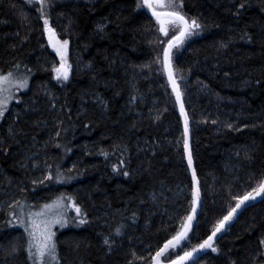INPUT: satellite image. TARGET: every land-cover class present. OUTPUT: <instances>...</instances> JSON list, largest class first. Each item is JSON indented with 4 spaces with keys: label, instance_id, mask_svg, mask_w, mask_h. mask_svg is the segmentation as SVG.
Returning <instances> with one entry per match:
<instances>
[{
    "label": "trees",
    "instance_id": "1",
    "mask_svg": "<svg viewBox=\"0 0 264 264\" xmlns=\"http://www.w3.org/2000/svg\"><path fill=\"white\" fill-rule=\"evenodd\" d=\"M239 2L184 0V13L203 27L172 51L202 197L185 249L206 239L234 204L230 192L254 185L248 177L264 173V0H247L237 14ZM136 4H45L59 40H69L72 70L62 82L54 79L59 59L47 43L39 3L0 0V70L15 71L17 62L22 71L24 65L32 70L26 93L0 125V189L18 187L15 201L25 212L61 194L80 205L85 223L69 206V223L56 230L60 264H151L149 251L154 255L179 228L175 214L191 209L181 122L160 62L159 41L166 44L172 33L162 39L155 20ZM34 148L46 175L59 170L64 179L32 183L22 165ZM181 186L189 190L185 195L177 193ZM12 212H20L14 203L0 210V264H31L22 227L8 223ZM105 236L114 240L111 251ZM261 238L264 201L242 211L214 244L219 251L209 250L195 264H264ZM14 243L21 248L17 255L11 254Z\"/></svg>",
    "mask_w": 264,
    "mask_h": 264
},
{
    "label": "snow or ice",
    "instance_id": "2",
    "mask_svg": "<svg viewBox=\"0 0 264 264\" xmlns=\"http://www.w3.org/2000/svg\"><path fill=\"white\" fill-rule=\"evenodd\" d=\"M28 4L39 3L40 7L37 9L39 12V19L43 21V31L47 33L48 40L52 47L55 49L56 54L60 57V62L58 66H53L52 71L55 73V78L60 81H67L69 79L70 72L72 70V65L68 62L67 50L69 40H59L57 38L56 30L50 24V15L45 11V4L51 5V0H27ZM247 0H241L238 3L237 14L239 9L246 7ZM136 8L138 10H147L151 13V18L155 19L157 29L160 33H163L164 37H169L170 31L171 36L167 39L166 44L164 40L159 41L160 44L165 45L162 49L163 57H157L160 60L163 71L167 75V80L171 85L172 91L175 93V97L180 106V114L184 118V148L188 153L187 163L188 167L192 172V182L196 187L192 190V200H191V211L181 217H177L180 221L179 228L175 231L170 238H166L163 246L159 247L158 250L153 255L149 251V257L151 264H187V262L192 261L195 264V257L199 253L210 249L212 252H218V247L214 246V241L217 239V234L222 233L226 225L232 221L240 211L249 205V202H254L257 197H260L264 201V173H261L259 178L252 174L248 177L249 180L256 179L254 185H247L241 192L231 193L230 199L234 201V204H229L226 212L222 217L216 219L215 223L211 227V233L207 235L206 239L193 245L190 249H185L184 244L190 243L191 238L189 233L194 232L193 221L197 217V208L201 206V195L199 188V181L196 175V169L192 167L193 157L188 145V132H189V118L185 112L184 103L181 99L182 92L180 90V85L177 82V77L175 74V69L173 67L172 61V50L178 46H182L184 41L194 34V30L201 29L203 25L198 22L197 18H189L184 13V0H137ZM98 27L103 29V25H98ZM18 34V33H17ZM247 35V34H245ZM243 38V37H242ZM247 39L251 41V36H247ZM227 47V45H222ZM143 67H150L149 65H144ZM15 71L0 70V118H2L5 112L8 110V105L12 100L17 99L14 95V90L25 89L29 86V77L31 75V69L27 65L23 66V71H21V64L17 62L13 65ZM134 100L135 97H132ZM55 105L53 104V107ZM228 128H232L233 125L229 123ZM244 127H247L245 125ZM239 130V129H237ZM60 133L57 132L56 136ZM59 146V145H57ZM105 156L107 153H103ZM125 161L121 160L120 164H124ZM51 167L50 165L48 166ZM113 170H117V166L113 165ZM129 173L127 171L123 172V175L127 176ZM64 177L57 170L56 174L53 175L51 171L41 180H33V184H43L45 180H56L61 181ZM70 179V177H69ZM155 199V197H154ZM17 207L20 208V212H12V220L8 223L15 224L22 227L23 234L25 236L24 244L25 247L23 251L26 253V260L30 261L31 264H60V256L58 252V242L56 239V232L53 230L56 225L64 227L69 223L67 209L71 206L75 209L77 217H81L80 223H85L82 218L86 216V213L82 212L80 205L71 196L65 198L63 194L58 196L55 200L51 202L43 203L39 206V210L33 211L31 208L27 212L24 211V207L21 205L20 201L13 202ZM135 217V213H133ZM73 221L76 217L72 218ZM125 225L121 224L119 227L115 228V235L119 236L122 234V229ZM104 245L108 246V250H112V244L114 240L105 236L103 240ZM260 245H264V238L259 240ZM180 249V251H176ZM21 251L18 244L14 243L11 248V254L17 255ZM182 252V254H181ZM133 256L135 253L133 252ZM137 259H144V257H136ZM128 264H132L129 261ZM234 264V262H233Z\"/></svg>",
    "mask_w": 264,
    "mask_h": 264
},
{
    "label": "rangeland",
    "instance_id": "3",
    "mask_svg": "<svg viewBox=\"0 0 264 264\" xmlns=\"http://www.w3.org/2000/svg\"><path fill=\"white\" fill-rule=\"evenodd\" d=\"M56 29V28H55ZM171 32V31H170ZM45 33V32H44ZM56 34H57V38H58V32H57V29H56ZM171 34V33H170ZM45 37H46V39H47V43L49 44V46H50V48H51V50L53 51V53L57 56V58L59 59V62H60V57L56 54V52H55V49L52 47V45H51V43L49 42V40H48V35H47V33H45ZM161 38L162 39H165V37H164V35H163V33H161ZM59 39V38H58ZM67 58H68V50H67ZM59 65V64H58ZM22 71V70H21ZM54 79H56L55 78V73H54ZM57 80V79H56ZM60 81H62L63 82V80H60ZM27 89L28 88H25V89H19V90H14V95L17 97V99H15V100H12L10 103H9V105H8V109L10 108V106H11V104H13V103H15L16 101H18V98H19V95L20 94H22V93H26V91H27ZM8 111V110H7ZM6 111V112H7ZM6 112H5V114H6ZM5 114H4V116H5ZM4 116L2 117V118H0V125H1V123H2V121H3V118H4ZM183 136V135H182ZM36 150H37V148H34L33 150H32V152L33 153H30L31 155H28V156H26L25 157V159H24V162H23V169H26L27 171H29V173H30V178L32 179V180H41V179H43L45 176H46V167L44 166V165H41L40 163H39V157H38V152L36 153ZM183 188V189H182ZM16 190H18V187H13V185L12 184H8L7 186H5L4 188H2V189H0V210L1 209H4V208H6L7 206H10V205H12L13 204V202L16 200V198H15V191ZM186 191L188 192L189 190H187L185 187H180V188H178L177 189V193L178 192H182L184 195H185V193H186ZM189 194H190V192H189ZM183 195V196H184ZM172 196V195H171ZM164 200H166L167 202H169L170 201V199L169 198H166L165 197V199ZM181 217L182 218V215H181V213H178V214H175V217H174V222H176V223H178L179 222V220L177 219V217ZM65 227V226H64ZM64 227H60L59 225H56L55 227H54V231L56 232V230H58V232H59V230H61L62 228H64Z\"/></svg>",
    "mask_w": 264,
    "mask_h": 264
},
{
    "label": "water",
    "instance_id": "4",
    "mask_svg": "<svg viewBox=\"0 0 264 264\" xmlns=\"http://www.w3.org/2000/svg\"><path fill=\"white\" fill-rule=\"evenodd\" d=\"M144 11L147 13V15H148L149 17H151V13H150V12H148L147 10H144ZM152 19L155 20L154 18H152ZM164 46H165V45H164ZM172 51H173V50H172ZM162 57H163V52H162ZM163 72H164V71H163ZM164 74H165V77H166V80H167V75H166L165 72H164ZM167 82H168V80H167ZM168 85H169V88H170V90H171L172 96H173V98H174L175 105H176V109H177V112H178V116H179V119H180V122H181L182 135H183V152H184V157H185V162H186V165H187V168H188V172H189V175H190V178H191V189L193 190V188L196 187V185H194L193 182H192V172H191V169L188 167V163H187V155H188V153L185 151V148H184V140H185V135H184V118H183V116L180 114V106H179V103H178L177 100H176L175 93L172 91V88H171V85H170L169 82H168ZM181 99H182V97H181ZM182 101H183V99H182ZM184 108H185V106H184ZM185 112H186V110H185ZM186 113H187V112H186ZM187 140H188L189 150L191 151L190 121H189V132H188ZM192 167L194 168V165H193V164H192ZM198 186H199V188H200V183H199ZM191 195H192V193H191ZM200 195H201V190H200ZM201 201H202V197H201ZM261 202H262L261 198H260V197H257V200H256V201H254V202H249V205H248L247 207H245L242 211H244V210H246V209H248V208L254 207V206L260 204ZM201 206H202V204H201ZM201 206L197 208V217H198V214H199V212H200V210H201ZM190 211H191V209H190ZM190 211H189V212H190ZM242 211H240V212L238 213V215H239ZM238 215H237L232 221H230V222L228 223V225H226V227H225V229L222 231V233H218V234H217V239H215L214 244H216V242H217V241H218V240H219V239L225 234V232H226V231L228 230V228L232 225V223H233L234 220L238 217ZM197 217H196V219H197ZM196 219L193 221V225H194ZM189 234H190V233H189ZM209 250H210V249H207V250H205V251L199 253V255H198L197 257H195V261H197L198 259H200L201 257H203V256H204ZM190 262H192V261H189V262H187V263H190Z\"/></svg>",
    "mask_w": 264,
    "mask_h": 264
},
{
    "label": "bare ground",
    "instance_id": "5",
    "mask_svg": "<svg viewBox=\"0 0 264 264\" xmlns=\"http://www.w3.org/2000/svg\"><path fill=\"white\" fill-rule=\"evenodd\" d=\"M229 228H230V227H229ZM229 228H228V229H229Z\"/></svg>",
    "mask_w": 264,
    "mask_h": 264
}]
</instances>
